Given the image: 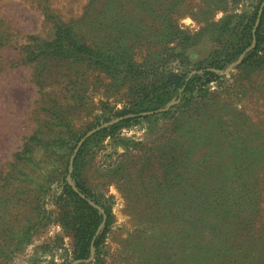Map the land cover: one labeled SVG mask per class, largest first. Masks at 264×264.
I'll return each mask as SVG.
<instances>
[{"label":"rangeland","instance_id":"1","mask_svg":"<svg viewBox=\"0 0 264 264\" xmlns=\"http://www.w3.org/2000/svg\"><path fill=\"white\" fill-rule=\"evenodd\" d=\"M33 1L0 0V264H73L78 260L59 224L57 198L65 183L75 186L74 159L69 169L77 145L120 119L115 116L130 107L135 82L110 77L87 60L40 55L41 44L55 37L54 20ZM258 2L107 0L103 14L98 7L82 15L86 0H50L59 19L73 22V32L87 43L127 48L146 68L190 74L220 48L217 28L224 18L239 32L236 17L250 15ZM232 29L219 40L231 39ZM239 64L216 70L219 76L208 84L201 76L189 100L133 115L112 134L88 140L76 179L99 211H111L96 264H176L183 211L201 205L206 181L212 187L218 177L230 180L232 164L246 162L260 164L246 177L264 180V65ZM261 184L246 263L234 245L227 252L234 257L224 264H264ZM96 258L93 251L88 261Z\"/></svg>","mask_w":264,"mask_h":264},{"label":"trees","instance_id":"2","mask_svg":"<svg viewBox=\"0 0 264 264\" xmlns=\"http://www.w3.org/2000/svg\"><path fill=\"white\" fill-rule=\"evenodd\" d=\"M33 2L45 19L54 20L55 37L52 41L41 44L40 55L79 61L87 60L110 77L122 74L124 80L130 77L135 82L134 91L131 92L134 97L129 102L130 107L117 113L115 117H120L119 120L104 126L86 139L74 158L72 176L75 179L76 189L83 197L65 183L62 193L57 198L59 201L58 221L64 233L70 235L73 240V259L78 260L76 264H96L101 244L104 242V229L109 224L111 211L109 206H103L104 213H102L90 204L89 200L95 204L97 202L90 190L76 179V164L88 140L93 137L101 139L112 134L117 128L132 120L133 115L139 117L143 112L163 109L172 101L180 100L181 103L189 100V96L197 86L196 82L201 81V76L204 78V84H208L212 78L219 76L216 70L228 67L240 56H242L240 64L235 66L237 68L244 65L254 70L263 66L264 5L254 32L262 0H259L250 15L236 17L241 21L239 32L234 33L235 27L230 28L232 21L229 17H225L223 23L217 28L220 48L204 60L196 62L195 72L190 74L191 70L178 72L170 69L160 70L155 66L146 68L144 63H138L133 59L127 48L112 45L113 47L106 49L102 45L98 46V43H87L84 38L78 37L73 32L75 28L73 22H64L59 19L61 17L58 16V10L53 7L50 0H34ZM106 2L107 0H86L82 15H87L90 11L95 12L98 7L99 15L103 14L106 12L104 10ZM114 5L116 4L113 1L109 3V9L113 12L115 11ZM231 29L229 35L232 36L231 39L220 41L219 39L225 37L226 32ZM4 41L5 39L0 37V45ZM252 42H254L253 46H251ZM29 49L32 50L33 47ZM37 56L34 55V57ZM177 56L181 57V53H177ZM151 68L155 70L151 71ZM151 73L155 76L149 79ZM170 111L163 113V116L169 114ZM256 154L261 155L262 152ZM232 166L234 171L232 170L233 177L231 176L230 180L218 177L219 179L212 187L206 181L203 184L205 193L201 205L197 208L191 206L183 211L185 227L180 248L182 254L176 264H180V261L182 264H224L234 257L227 253L234 245L239 246L240 249L236 257L240 262L246 263L249 248H246L245 243L249 240V226H253L251 217L256 213L255 209L259 205L257 194L263 187V182L261 186L260 182L264 180L246 177L259 170V163H234ZM102 223H104L103 231L97 235ZM91 249L95 251L97 257L93 262L88 261L92 257ZM156 264H164V262Z\"/></svg>","mask_w":264,"mask_h":264},{"label":"water","instance_id":"3","mask_svg":"<svg viewBox=\"0 0 264 264\" xmlns=\"http://www.w3.org/2000/svg\"><path fill=\"white\" fill-rule=\"evenodd\" d=\"M263 5H264V0L262 1L261 5H260V9H259V11H258V17H257V19H256V21H255V27H254V29H253V32H254V30H255V28H256L258 22H259V16H260L261 8L263 7ZM253 44H254V42H252V45H251V46H253ZM241 58H242V56L239 58L238 61H236V63H238V62L241 60ZM165 109H166V108H165ZM165 109H164V110H165ZM151 113H153V112H144V113H141V114H142V115H146V114H151ZM108 124H109V123H108ZM106 125H107V124L101 125L99 128H101V127H103V126H106ZM99 128H98V129H99ZM96 130H97V129H96ZM93 132H95V130L92 131V133H93ZM87 136H89V135H86V136L80 141V143L77 145L76 149L74 150V153H73V155H72V157H71V160H70V169H69V173H70L71 170H72V162H73L74 156H75V154L77 153V151H78V149H79L81 143L87 138ZM72 188H73V190H74L75 192L79 193L75 186H72ZM79 195H80L81 197H83L82 194L79 193ZM89 203L92 204V202H90V201H89ZM92 205H93V204H92ZM92 252H93V251H92V249H91V254H92ZM88 260H89V259H88ZM76 262H78V261H75L73 264H75Z\"/></svg>","mask_w":264,"mask_h":264}]
</instances>
